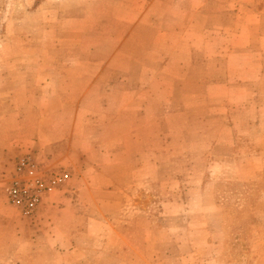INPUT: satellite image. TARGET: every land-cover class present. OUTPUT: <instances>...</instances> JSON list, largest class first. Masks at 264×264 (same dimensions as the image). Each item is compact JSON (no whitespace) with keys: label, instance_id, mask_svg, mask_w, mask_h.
Here are the masks:
<instances>
[{"label":"crops","instance_id":"0c3cea01","mask_svg":"<svg viewBox=\"0 0 264 264\" xmlns=\"http://www.w3.org/2000/svg\"><path fill=\"white\" fill-rule=\"evenodd\" d=\"M261 2L57 0L55 38L46 51L25 54L31 63L9 82L10 134L0 158L9 176L15 158L29 153L72 178L31 217L12 209L0 188V264L119 263L124 196L134 189L131 200L142 201L143 168L159 169V157L174 154L171 133L165 148L154 132L145 146L138 125L158 122L145 109L200 123L203 160L233 154L239 140L264 155V133L256 132L264 123Z\"/></svg>","mask_w":264,"mask_h":264},{"label":"rangeland","instance_id":"374dc122","mask_svg":"<svg viewBox=\"0 0 264 264\" xmlns=\"http://www.w3.org/2000/svg\"><path fill=\"white\" fill-rule=\"evenodd\" d=\"M56 2L0 0V150L10 134L5 124L11 113L5 103L14 98L9 82L15 83L24 65L31 63L23 58L25 54L46 51L48 40L55 38V23L49 21L55 19ZM41 4L43 12L36 10ZM257 7L264 23V2ZM15 97L23 99V93ZM145 110L147 117L158 120L156 125H138L143 127L145 146L146 136L154 132L160 137L155 145L165 148V138L171 133L175 139L170 152L174 154L159 157V169L143 168L142 201L131 200L134 189L124 196L116 221L121 235L116 240L127 244V250L117 252L118 264H264V155H251L249 140H239L233 154L203 160L199 153L208 143L197 138L200 123L187 121L181 114L167 116L163 107ZM256 132L264 133V123ZM181 134L186 141L179 140ZM260 140L257 144L263 148ZM36 160L69 171L71 177L62 190L68 186L72 171ZM6 168L5 157L0 158L3 189L12 175H7ZM167 198L176 203L169 205Z\"/></svg>","mask_w":264,"mask_h":264},{"label":"built area","instance_id":"2783aa9c","mask_svg":"<svg viewBox=\"0 0 264 264\" xmlns=\"http://www.w3.org/2000/svg\"><path fill=\"white\" fill-rule=\"evenodd\" d=\"M71 175L62 167H47L31 154L18 157L13 173L5 187L9 206L23 216L31 217L46 197L62 190Z\"/></svg>","mask_w":264,"mask_h":264}]
</instances>
